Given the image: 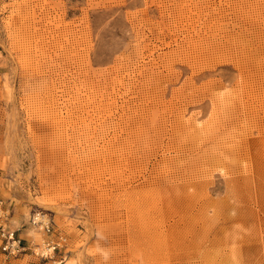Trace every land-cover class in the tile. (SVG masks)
Instances as JSON below:
<instances>
[{
	"label": "rangeland",
	"instance_id": "rangeland-1",
	"mask_svg": "<svg viewBox=\"0 0 264 264\" xmlns=\"http://www.w3.org/2000/svg\"><path fill=\"white\" fill-rule=\"evenodd\" d=\"M0 200V264H264V0H0Z\"/></svg>",
	"mask_w": 264,
	"mask_h": 264
},
{
	"label": "built area",
	"instance_id": "built-area-1",
	"mask_svg": "<svg viewBox=\"0 0 264 264\" xmlns=\"http://www.w3.org/2000/svg\"><path fill=\"white\" fill-rule=\"evenodd\" d=\"M7 213L4 211L3 202L0 200V257L5 259L16 258L20 255H24L28 251V247L25 244V240L21 237L17 230L11 228L7 221ZM38 217V218H37ZM39 218L38 215L33 217L32 225L40 227L46 235H51L52 226L49 221ZM60 241V243L58 242ZM49 239L44 243L43 248L37 252H33L35 256L41 259H46L50 254H54L60 247L61 241L64 239Z\"/></svg>",
	"mask_w": 264,
	"mask_h": 264
},
{
	"label": "bare ground",
	"instance_id": "bare-ground-1",
	"mask_svg": "<svg viewBox=\"0 0 264 264\" xmlns=\"http://www.w3.org/2000/svg\"><path fill=\"white\" fill-rule=\"evenodd\" d=\"M98 151V150H97ZM100 153V152H99Z\"/></svg>",
	"mask_w": 264,
	"mask_h": 264
}]
</instances>
